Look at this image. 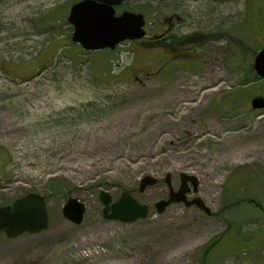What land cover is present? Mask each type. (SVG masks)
<instances>
[{"label":"rangeland","instance_id":"374dc122","mask_svg":"<svg viewBox=\"0 0 264 264\" xmlns=\"http://www.w3.org/2000/svg\"><path fill=\"white\" fill-rule=\"evenodd\" d=\"M78 1L0 0V206L44 195L48 179L70 191L47 196L44 232L0 237V264H264V110L249 104L264 82L247 84L237 65L252 71L264 45V0L119 8L144 14L151 36L175 14L181 39L203 35L189 68L184 50L161 67L157 50L135 42L82 50L67 23ZM182 173L199 180L212 216L182 204L156 211L169 194L165 175L177 190ZM149 175L159 183L138 192ZM105 191L131 194L148 216L105 220ZM71 197L86 206L80 225L61 213Z\"/></svg>","mask_w":264,"mask_h":264},{"label":"water","instance_id":"95a60500","mask_svg":"<svg viewBox=\"0 0 264 264\" xmlns=\"http://www.w3.org/2000/svg\"><path fill=\"white\" fill-rule=\"evenodd\" d=\"M124 1L126 0H83L74 3L67 16V22L74 28L71 36L72 42L79 44L82 50L98 51L115 49L124 41L143 39L145 35L143 14L123 11L119 16L115 15L114 7L121 5ZM252 64L255 74L264 79V46L257 52ZM251 106L252 109H264V97L257 96L252 99ZM164 180L170 193L166 200L155 204L158 213L172 203H184L187 207L196 206L205 214H211L209 208L199 197L187 200V194L192 190L193 193L198 192L199 182L196 177L182 173L180 175L181 185L177 191L171 189L169 174ZM139 181V192L158 183L151 175L144 176ZM99 194V200L104 205L102 217L105 220L128 223L148 216V207L138 204L129 193L123 192L114 202L106 191ZM85 210L86 206L83 203L71 197L62 205L61 213L69 222L79 225L83 222ZM49 224L47 202L40 194L28 193L15 199L10 205L0 206V234L3 233L9 239L25 234L39 235L48 229Z\"/></svg>","mask_w":264,"mask_h":264},{"label":"flooded vegetation","instance_id":"af4514ba","mask_svg":"<svg viewBox=\"0 0 264 264\" xmlns=\"http://www.w3.org/2000/svg\"><path fill=\"white\" fill-rule=\"evenodd\" d=\"M120 7L121 6H119V8ZM119 8H115L116 14H119ZM179 21L180 17H178L176 14L175 16L172 15L170 17L164 18L163 22L160 23L162 26V31H158L152 36L146 34V37L143 39V41L139 43L142 47V51L145 50L149 51L150 53H154V51L157 50L158 53L161 54V57L163 58L159 63L160 67L166 66L169 62L170 54L177 53L179 50H184L186 52L184 57L181 59L182 62H184V67H193V65L199 60L198 55L195 58L192 53L194 52L195 54H197V52L194 51V48L200 41H203V35H201L200 38L197 40L195 39V37L191 38L190 34H187L189 36L183 34L185 38L181 39L183 37L178 35L177 32H174L178 27H181L183 29V26L181 25L182 23ZM150 69H153V67H148L147 69L146 67H144L140 70H142L143 72H148ZM178 69H180V66L177 67L176 71Z\"/></svg>","mask_w":264,"mask_h":264},{"label":"trees","instance_id":"16d2710c","mask_svg":"<svg viewBox=\"0 0 264 264\" xmlns=\"http://www.w3.org/2000/svg\"><path fill=\"white\" fill-rule=\"evenodd\" d=\"M234 52L235 51H233V53ZM237 61H238L237 65H239V68H241L242 73H243L242 75L244 76V80H246V83L247 84H251L252 82H256V81H261V80H259V78L256 75L253 74V72L251 71V68H248L246 70V67L245 68L243 67L244 65H242L241 61L240 60H237ZM25 81H27V79H25ZM237 93H240V92H237ZM69 192L70 191L67 190V186L64 185V184H62L60 181H57L56 179H48V182L46 184L45 194L43 196L45 197V199H47V196H49V194H51V193H59V194L61 193L63 196H65V195L67 196V194ZM28 193H32V192H28ZM33 193H36V192H33ZM215 247H216V245H215V243H213V244H210L208 247H206L204 249V255H203V257L206 258L205 261H207L208 254Z\"/></svg>","mask_w":264,"mask_h":264}]
</instances>
